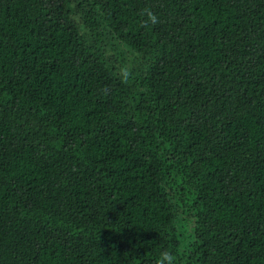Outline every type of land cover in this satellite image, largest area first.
Instances as JSON below:
<instances>
[{
    "label": "trees",
    "instance_id": "1",
    "mask_svg": "<svg viewBox=\"0 0 264 264\" xmlns=\"http://www.w3.org/2000/svg\"><path fill=\"white\" fill-rule=\"evenodd\" d=\"M164 250L264 264V0H0V264Z\"/></svg>",
    "mask_w": 264,
    "mask_h": 264
},
{
    "label": "clouds",
    "instance_id": "2",
    "mask_svg": "<svg viewBox=\"0 0 264 264\" xmlns=\"http://www.w3.org/2000/svg\"><path fill=\"white\" fill-rule=\"evenodd\" d=\"M140 16L142 17V27H148L149 25H156L159 23L158 16L150 8L146 7L142 9ZM117 76L122 84H129L133 78L131 67L121 66L118 70ZM155 264H178V256L168 250L161 251L159 257L155 261Z\"/></svg>",
    "mask_w": 264,
    "mask_h": 264
}]
</instances>
